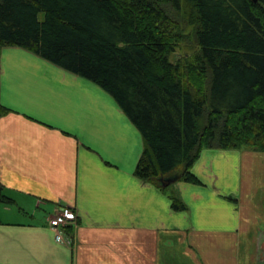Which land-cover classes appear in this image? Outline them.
<instances>
[{"label":"crops","instance_id":"1","mask_svg":"<svg viewBox=\"0 0 264 264\" xmlns=\"http://www.w3.org/2000/svg\"><path fill=\"white\" fill-rule=\"evenodd\" d=\"M0 68V264H264L263 153L244 152L243 172L238 158L252 176L237 196L204 177L164 190L136 175L145 140L110 93L24 48H4ZM57 211L77 218L64 242Z\"/></svg>","mask_w":264,"mask_h":264},{"label":"trees","instance_id":"2","mask_svg":"<svg viewBox=\"0 0 264 264\" xmlns=\"http://www.w3.org/2000/svg\"><path fill=\"white\" fill-rule=\"evenodd\" d=\"M7 47L110 93L145 140L136 175L159 188L203 185L204 150L264 154V0H0V59Z\"/></svg>","mask_w":264,"mask_h":264},{"label":"rangeland","instance_id":"3","mask_svg":"<svg viewBox=\"0 0 264 264\" xmlns=\"http://www.w3.org/2000/svg\"><path fill=\"white\" fill-rule=\"evenodd\" d=\"M190 51L188 49H181L178 50L175 55L172 57V61H176L178 58H181L182 56H189ZM209 152L212 154L211 158L205 159L208 160V162L205 164L202 163V167L198 165L196 167L195 171L193 172L200 180L208 179V183L212 186V188L220 189V193L223 196L227 195H234L237 196L234 192L237 190H240L244 187V191L250 186L251 180L249 179L252 174L251 172H245L244 175H242V181L240 180L239 176H241V172L237 171L238 167V158L241 160V171L243 172V156L245 157L244 152H258L253 150L252 148L249 149H243V150H216V149H209ZM242 153V154H241ZM262 154V153H261ZM207 156V155H206ZM207 158V157H206ZM237 158V163H236ZM249 164L250 162L247 161ZM217 170V171H216ZM239 170V169H238ZM255 175L257 176L256 182L257 185H254V187L258 188L259 195L258 199L259 202L264 204V172H256ZM203 181V180H202ZM243 183V184H242ZM200 186V185H199ZM246 196V195H245ZM261 199V201H260ZM2 204H0L1 206ZM60 211H57L58 213ZM55 215V214H54ZM53 215V216H54Z\"/></svg>","mask_w":264,"mask_h":264},{"label":"built area","instance_id":"4","mask_svg":"<svg viewBox=\"0 0 264 264\" xmlns=\"http://www.w3.org/2000/svg\"><path fill=\"white\" fill-rule=\"evenodd\" d=\"M49 224L55 233V239L58 242H64V228L70 225H76L77 218L74 213L60 211L53 216Z\"/></svg>","mask_w":264,"mask_h":264},{"label":"water","instance_id":"5","mask_svg":"<svg viewBox=\"0 0 264 264\" xmlns=\"http://www.w3.org/2000/svg\"><path fill=\"white\" fill-rule=\"evenodd\" d=\"M255 1H257V0H255Z\"/></svg>","mask_w":264,"mask_h":264}]
</instances>
